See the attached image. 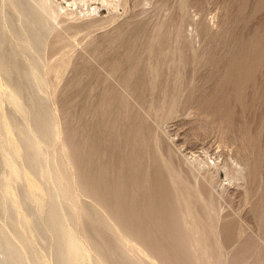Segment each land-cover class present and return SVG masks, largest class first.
Masks as SVG:
<instances>
[{
  "label": "rangeland",
  "instance_id": "rangeland-1",
  "mask_svg": "<svg viewBox=\"0 0 264 264\" xmlns=\"http://www.w3.org/2000/svg\"><path fill=\"white\" fill-rule=\"evenodd\" d=\"M183 1L126 0L116 9L101 1H91L93 7H99L91 17L102 22L89 21L92 25L87 23L88 27V20L69 21L61 16L60 28L51 38L54 42L46 53L52 65H60V70L49 76L50 110L60 122L59 145L52 162L48 159V145H41L46 167L43 166L45 172L43 168L39 170L35 182L40 186L42 203H32L22 211L24 220H31L38 213L39 222L45 226V239L36 237L29 228L15 229L14 224L19 207L16 196L20 187L30 182V177L26 174L21 181L10 177L7 157L12 155V150L7 143L11 142L17 151L23 148L24 141L39 143L34 126L29 124L37 116L38 107L30 101L25 75L19 73L32 58V52L23 51L20 46L21 20L9 5H0V38H3L0 55L4 57L3 60L0 57V233L22 251L20 261L24 264H58V259L67 254V248L58 247V221L46 225L54 211L72 223L78 219L76 212L61 207V196L49 203V192L58 186L54 173L63 166L72 169L74 197L106 208L110 220L121 226L139 254L162 252L167 259L161 260L162 264H181L175 252L167 251L168 243L164 242L174 229L175 182L171 176L178 174V179L185 181L180 183L199 185L206 195L202 182L195 180L190 171L191 164H198L218 180L219 193L225 191L218 203L217 215L221 219L222 244L228 254L233 253L228 264H255L257 260H264V0ZM158 30L167 32L163 41L155 38ZM28 36L31 34L23 35ZM58 36L77 40L76 46L64 57L55 45ZM173 63L181 67L177 65L180 68L175 69ZM4 67L11 68L10 78L4 73ZM17 88L25 89V112L9 101L10 91ZM156 108H160V115ZM31 152L35 151L21 153L22 166ZM61 153L63 159H60ZM224 165L246 167L243 170L246 180H231ZM6 180L9 194L2 191ZM6 195L13 199H9L3 212ZM103 229V224L96 220L90 221L87 227L77 223L79 237L92 242L96 236L106 246L103 254L115 258L112 264H122L125 254H117L113 233ZM229 232L231 236H227ZM21 235L32 240L30 246ZM91 246L88 255L98 258L100 255ZM90 259L81 257L79 263L90 264Z\"/></svg>",
  "mask_w": 264,
  "mask_h": 264
},
{
  "label": "bare ground",
  "instance_id": "bare-ground-1",
  "mask_svg": "<svg viewBox=\"0 0 264 264\" xmlns=\"http://www.w3.org/2000/svg\"><path fill=\"white\" fill-rule=\"evenodd\" d=\"M91 1H93V2L94 1H96V2L101 1L100 3H103V4L107 5V7H109L110 9L111 8L116 9L117 8L116 6L120 5L119 3L125 4V2H126V0H59V1H54V0H0V5H2V7L6 6V5H9L14 10V12L18 15L19 19L21 20L20 31L18 32V35H20V37H21L20 38V40H21L20 41V44H21L20 46H21L23 51L32 52V58L29 59L27 65H23L22 68H20L19 73H22V74L25 75V79H26V86L25 87L30 89V95H29L30 96V101L32 102L33 105H36L38 107L37 116L29 124L34 126L35 132H36V136L39 138V143L33 144L31 142L32 144H30V143H27L26 141H24L23 148L20 151L14 150L13 147L11 146V142L7 143V146H9V148H11V150H12V155L10 157H7V165L9 166V169H10V177L14 178L17 181L23 180L25 178L26 174H29V177H30V182H28L26 187L25 186H21L20 190H19V195L16 196L17 202L19 203V207H18V210L15 211L14 224H15V229L22 228V229L26 230L27 228H29L36 235V237L41 238V239H45V236H44L45 226L42 225L39 222L38 213L35 212L33 214V216L31 214L30 215V216H32L31 220H24L23 217H22V211L26 207H29V205H31L32 203H38V202L42 203V199L39 197L40 186L38 185L37 182H35V178L37 177V174H38L39 170H41L42 168L44 169V167H46L44 165L45 164L44 162H45L46 159L43 157V155L41 153L42 152V148H41L42 146L41 145H43V144H47L48 145V147H49L48 148L49 149V157H48V159L50 160V162H52L53 160L56 159V156L54 155V152L56 150V147L59 145V143L57 144V139H58V137H60L59 136L60 135V128L58 126L60 124V122L57 121V116L53 113V111L51 112V110H50L49 88L51 89V87H49V76L51 74L55 73V72H58L60 70V68H59L60 65H56V66L52 65V63L49 62L46 53H47L48 47L51 46L53 44V42H54L53 39H51V38L55 37L56 31H58V28H60V25H61L60 24V18H61L62 15L66 16L67 20H69V21H85V20H88V22L86 21V24L87 23L90 24L89 21L94 22V24L102 22V21H100V18L97 19V18L91 17V15L93 13L98 12L97 10L99 8L98 6L93 7L91 5ZM183 3H184V1H183ZM181 6H184V5L182 4L179 7H181ZM185 8H186V6H185ZM180 10H181V8H180ZM180 13H183V12H180ZM182 16H184V14H182ZM62 24H64V23H62ZM90 25H92V24H90ZM2 26H4V25H2ZM18 27H19V24H18ZM87 27H88V24H87ZM94 27L96 28L97 26H94ZM0 28H1V21H0ZM84 29H86V28L84 27ZM13 30H14V28H13ZM178 32L181 33L180 30ZM3 33H4V31H3ZM25 33L31 34V37L28 36L27 38H24L23 35ZM166 33L167 32L165 30H158V32H156V37L155 38H159V40L163 41V38H165ZM179 33H178V35H179ZM152 34H154V33L152 32ZM67 36H62V37L58 36V38L56 40L54 38L55 45H57L59 47V49L61 50L60 52L63 54V57H64V55L69 54V52L77 44V40L76 39H73V38L67 37ZM149 36L153 37L154 35L153 36L149 35ZM151 37H149V38H151ZM177 37H179V36H177ZM177 37H175V39ZM149 38H147V39H149ZM154 40H155L154 42H156V39H154ZM2 41H3V38L2 39L0 38V42H2ZM151 41H152V38H151ZM78 42H79V40H78ZM157 43H158V41H157ZM150 47H152V46H149V48ZM149 48H147V49H149ZM178 48L180 50V46L178 47V45H177V49H175V50L177 51ZM152 50L153 49L151 48L150 52ZM167 51L168 50H166V52ZM50 52H52L51 49H50ZM52 53H54V52H52ZM180 53H181V51H180ZM0 57H1L2 60L4 59L3 55H0ZM88 57H90V56H88ZM142 57L143 56H140V58H142ZM50 58H51V56H50ZM167 58L170 60L169 56ZM69 59H70V57H69ZM172 59L174 60V58H171V60ZM178 59H180V58H178ZM83 60H84V58H83ZM89 60H90V58H89ZM181 62H182V60H181ZM177 63H176V65L174 64L175 69H176V67L180 66V64H177ZM183 63H184V61H183ZM158 64H159V62H158ZM162 64H164V62ZM171 64H172V62H171ZM136 65H138L137 62H136ZM177 65H179V66H177ZM168 67H169V65H168ZM137 68H136V70H137ZM3 71L10 78L11 68L10 67H4ZM148 71L150 72V69ZM156 71H155V73H156ZM152 74H153V71H152ZM150 75H151V73H150ZM178 75H180V74H178ZM181 78L182 77L180 76V79ZM78 80H80V79H77V81ZM77 81H76V84H77ZM82 81H83V78H82ZM7 82H9V80ZM183 82H184V80H183ZM154 85H156V84H154ZM0 86H2V85L0 84ZM8 86L9 85L7 83L6 87L8 88ZM24 90H25L24 88H21V89L17 88V89L11 90L10 91V98H9V101L17 109H19L22 112H25L24 111L25 108H24V104H23V98H24L23 97V92H24ZM164 91H165V89H164ZM179 94L180 93L178 91V95ZM55 95H57V94H55ZM127 96H128V94H127ZM163 97H166V94ZM174 97L175 96H173V98ZM56 98H57V96H56ZM166 99H168V98L166 97L165 101H166ZM152 101L153 100H151V104H152ZM171 102H172V100H171ZM165 103H164V105H165ZM149 106H150V102H149ZM153 106H154V104L152 106H150V107L154 108ZM161 108H163V107L161 106ZM164 108H165V106H164ZM156 109H158V108H156ZM174 109H176V108H174ZM158 110L159 111L156 112L157 114L160 113V108ZM162 112H161V114H162ZM167 112L169 114V111H167ZM171 113H172V111H171ZM173 113H174V111H173ZM166 116H168V115H166ZM58 122H59V124H58ZM157 135H158V133H157ZM157 143H158V141H157ZM63 145H64V143H63ZM147 145H148V143H147ZM26 150H33L36 153L35 152H31L30 156L26 159V163L24 164L25 165V167H24V165L23 166L21 165L20 156H21V153H23ZM87 153L88 152H86V154ZM87 156H89V155H87ZM61 158L63 159V154L61 155L60 159ZM138 158H139V156L137 157V159ZM135 159H136V157H135ZM156 159H158V158H156ZM88 160H89V158H88ZM71 161H72V159H71ZM132 161H133V159H132ZM148 163H149V161H148ZM79 164H78V166H79ZM151 164H152V162H151ZM187 164H188V162H187ZM92 165H93V163H92ZM135 166H136V164H135ZM26 167L28 169H26ZM84 167L85 166H83V168ZM224 167H225L226 172L228 173V175L231 177V180L232 179H234V181L235 180L236 181L246 180V174H243V170L246 169V167H244V169L240 168V166H239V168H230V167H228V165L227 166L224 165ZM190 168H191L190 171L192 172V175H194V177H195L194 179L197 180V181L202 182L203 187L206 190V195H204L202 193V191L199 189L200 188L199 185L191 186L189 184L180 183V182H185V181H182L181 179H178V177H177L178 174H176V175L172 174L171 177H173V178H171V181L175 182L174 183V185H175V187H174V197H173V205H174L175 215L173 217V223H172L173 224L172 227L174 229L172 231H169L168 236L164 238V242L168 243L167 251L171 249V251H173V253L175 252L176 253V257H177L179 263H181V264H228V261L232 259L233 253H232V255L228 254L227 248L222 244V240L221 239H222L223 235L221 233L222 231L219 230V228H221V226H220L221 219L217 215V206H218L219 201L222 200L221 197H223V195H224L223 193L225 191L223 193H219L217 185H216V182H218V180L215 177H213L212 176L213 174L211 175L207 170L201 169V167L198 166V164L197 165L191 164ZM141 169H142V167H141ZM162 169H164L163 171H165V168H162ZM143 171H145V170H143ZM44 172H45V169H44ZM252 172H254V171H252ZM80 175H81V173H80ZM95 176H97V175H95ZM144 176H145V174H144ZM53 177L55 178V181L57 182L58 186H57V188L55 190H53L52 192H49V196H48L49 197V203L51 201H54L56 196H61L62 197L61 199H63L62 203H61V207L66 209L69 212H76V217L78 218L76 223H72V222H70L71 219H69V218L61 219L60 215L62 213L59 215V212L54 211L55 213H54L53 217L48 222V224H46L48 226H51L53 221H55V220L58 221V230H56L57 231V235H58V239H59L58 247L60 249H62V247L67 248V254L65 253L66 256L65 257H60L58 259V264H80L79 263V258L87 257V256L89 258H91L90 259V264H112L111 260L115 259V258L114 257L108 258V257H106L103 254L106 246H105V244L103 242L98 241L96 236L93 237V241L92 242L91 241H87L86 239L81 238V237L78 236L77 223L79 225H82L83 227H87L88 223L90 221H92V220H96L100 224H103V226H104L103 231H107V232L109 231V232L113 233V235L115 237V240H116V243H117V246H118V249L116 248L117 254L120 255L123 252L125 254V256H126L125 259L123 260L122 264H162L161 260L163 261V260L166 259L165 254L162 253V252L161 253L159 252L157 254V253H154V252L150 251L145 256L139 254V249L132 243L131 239H129L128 235L125 234V232L122 230L121 226L118 225V224L113 223L110 220L111 217L109 218V215L107 214L106 208L100 207L99 205H97L94 202L83 203L81 200H79V199L77 200L74 197V195H73V193H74L73 189H72V182H73L72 177L73 176H72L71 167L63 166L62 169H60V170L58 169V171L56 173H54ZM146 182H148V181H146ZM142 183H144V182H142ZM136 184H137V182H136ZM90 185H92V184L90 183ZM150 185H151V183H150ZM9 187H10L9 186V181L6 180V182H4V184L2 186V191L4 193L5 192L8 193ZM140 187H142V186H140ZM146 187H148V186H146ZM147 190L148 189L146 188V191ZM98 192H99V194L101 193L100 191H98ZM246 194H248V192H246ZM46 195H47V193H46ZM117 196H118V194H117ZM145 197H147V196H145ZM4 198H5L4 206L2 207V211L3 212L6 211V206H7V203L9 201V199H13L12 196H10V195L9 196L6 195ZM102 198H104V197H102ZM143 200H145V198ZM79 203H81L80 206H78ZM153 204H155V203H153ZM150 206H151V204H150ZM59 208H60V206H59ZM201 208H203V211L201 210ZM9 217H10V215H9ZM10 221H12V220H10ZM154 222H155V220H154ZM51 231H52V229H51ZM227 236H231V233L229 232ZM21 239L26 243L27 246H30L31 243H32V240L30 241L26 237V235H21ZM18 240H20V239H18ZM259 241H260V238H259ZM20 243H21V241H20ZM261 243H263V242H261ZM91 245L93 246V248L95 250H97L98 254L100 255L98 258L92 257L91 255H88V252H89V249H90ZM256 245H258V244H256ZM27 246L24 247V249L26 251L25 253L28 254ZM259 247H261V246H259ZM21 253H22V251H21ZM21 253L16 248V246H15V244L13 242H11L10 240L6 239L4 234L2 235V233H0V264H24L23 262L20 261V258L22 256ZM257 254H258V252H257ZM26 255H25V257H26ZM248 260H250V259H248ZM32 261H34V260H32ZM56 261H57V259H56ZM255 264H264V260H257L255 262Z\"/></svg>",
  "mask_w": 264,
  "mask_h": 264
}]
</instances>
